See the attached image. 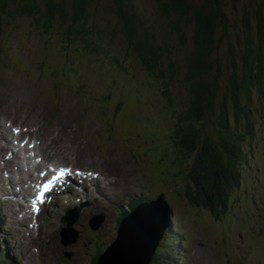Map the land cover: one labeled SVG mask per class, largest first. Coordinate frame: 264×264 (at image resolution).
I'll return each instance as SVG.
<instances>
[{
  "label": "rangeland",
  "instance_id": "374dc122",
  "mask_svg": "<svg viewBox=\"0 0 264 264\" xmlns=\"http://www.w3.org/2000/svg\"><path fill=\"white\" fill-rule=\"evenodd\" d=\"M136 4L155 10L153 0H138ZM110 5L111 0H97L92 12L96 13L95 21L101 30L95 39L100 46L120 53L116 62L111 58L115 55L108 49L109 59L100 53L73 55L70 44L64 46L53 36L37 40L26 34V24L19 27L18 23L8 28L10 38L2 49L5 57L14 61L25 59L28 64L24 72L0 70V120L14 118L15 123L32 124L42 142L40 151L49 160L77 164L75 168L86 170H89L87 165L95 166L101 173L100 178H104L98 184L103 193L96 191L97 184L92 181L86 183L85 197L87 202H93L100 196L98 202L91 204L106 207L107 217L94 233L79 228L78 241L69 246V254L62 260L66 264H96L115 241L119 220L125 210H130V201L140 197L143 201L151 200L157 191L163 190L168 193L174 210L171 234L177 235L178 239L169 237L167 240L171 243L169 249L176 247V264H264V232L260 231L264 226V100L257 118L258 136L242 165V183L232 195L229 213L219 222L204 221L185 202L176 199L180 197L177 190L181 188L166 175L167 163L172 159L169 140L174 137L177 118L187 105L186 52L175 51L172 55L178 68L173 81L145 71L120 35L116 17L106 13L105 9ZM42 63L50 65V71L65 80L76 78L86 83L95 97L109 96L111 109L118 102H124L117 119V132L106 146L102 141H107V136L100 138L98 134L102 125L99 119L95 123L82 121L70 103L56 106L51 88L40 80L44 73ZM160 160L165 163L160 165ZM30 174H35V170ZM104 199L109 200L108 205ZM161 220L157 217L155 222L159 224ZM144 221L145 217L137 222ZM25 229L28 227L23 223L20 237L30 248L37 239L34 238L36 233L28 229L26 234ZM0 232L4 236H10L12 232L9 226L3 225L1 216ZM129 233L130 229L126 235ZM134 240L147 246V239L137 240L134 235L127 247L129 256ZM198 241H202L198 244L200 249ZM183 245H187L186 250ZM18 252L13 251L20 259ZM54 252L47 247L42 257H36L28 264H48V257L54 261ZM61 253L56 250L58 257ZM181 254L185 255L184 259ZM3 255L0 251V256ZM113 259L116 257L111 256L110 260ZM12 260L14 264H20L17 259Z\"/></svg>",
  "mask_w": 264,
  "mask_h": 264
},
{
  "label": "trees",
  "instance_id": "16d2710c",
  "mask_svg": "<svg viewBox=\"0 0 264 264\" xmlns=\"http://www.w3.org/2000/svg\"><path fill=\"white\" fill-rule=\"evenodd\" d=\"M137 1L111 0L105 11L116 17L120 35L145 71L173 81L178 68L172 55L186 52L187 105L169 140L166 175L181 188L179 202L204 221L218 222L229 212L258 136L264 0H153L155 10ZM96 2L0 0V51L10 38L8 28L18 23L26 24L29 36H53L78 55L100 53L109 59L108 49L116 62L120 53L95 39L101 33L92 12Z\"/></svg>",
  "mask_w": 264,
  "mask_h": 264
},
{
  "label": "water",
  "instance_id": "95a60500",
  "mask_svg": "<svg viewBox=\"0 0 264 264\" xmlns=\"http://www.w3.org/2000/svg\"><path fill=\"white\" fill-rule=\"evenodd\" d=\"M73 55H78L77 53H71ZM165 201V202H164ZM156 203V204H155ZM165 203V204H164ZM152 205V206H151ZM166 205V206H165ZM169 209V210H168ZM141 213L144 217H146L147 219H151L150 223L148 222L147 225L150 226L151 223L155 224V229L157 234H155V236H153V240L151 241V244L149 245V251L147 252V256L145 257V259L140 263V264H148L151 261L152 255L156 249V247L158 246V243L161 239V235H160V231H159V226L158 224L155 222L154 218L160 214L170 217V215L172 214V210L170 209L169 205L167 204L166 200H165V196L161 195L160 198L151 204H147V205H143L141 206L138 210H136L134 212V215H137ZM147 214V215H146ZM129 220L130 217L125 219L123 224L120 227V235L118 237V239L122 236L124 237V234H122V230L123 229H128L129 227ZM126 224V225H125ZM136 228L134 230H131L133 232V234L140 228H143L145 223H140V222H136ZM139 226V227H138ZM132 229V228H131ZM69 230H64L63 231V236H64V242L66 244H73L77 241L78 239V235L76 234L73 238L69 237ZM144 234L147 233H141L138 236H135L137 238V240H144L146 239V236H144ZM159 236V237H158ZM118 241V240H117ZM154 243V244H153ZM122 243L117 244V242L114 244L113 250H109L100 260L99 264H123L121 262V260H119L118 258H123L126 264H129V261L132 260H136L137 258H139L141 256V254L143 253V251L145 250V247H139V248H134L133 247V251L131 253V256L128 255V251H126V247H122L120 246ZM135 244H139L134 240L133 245ZM121 247V248H120ZM117 250V251H116ZM113 254V255H112ZM115 255V256H114ZM117 257L116 259L113 260H107L109 257ZM136 256V257H135ZM105 261V262H104Z\"/></svg>",
  "mask_w": 264,
  "mask_h": 264
},
{
  "label": "bare ground",
  "instance_id": "6f19581e",
  "mask_svg": "<svg viewBox=\"0 0 264 264\" xmlns=\"http://www.w3.org/2000/svg\"><path fill=\"white\" fill-rule=\"evenodd\" d=\"M116 197V196H115ZM130 204V203H129ZM0 205H2V204H0ZM120 214V213H119ZM150 221L151 220H149V219H147V220H145L144 221V223H145V225H144V227L143 228H140V229H138L134 234H132L133 232H131V233H129L128 235H125L124 237H120L119 239H118V241H117V244H119V243H122L121 244V246L122 247H128L129 246V241H130V239H131V237H132V235H135V236H138L139 234H141V233H147V236H146V244H147V246H144V245H142V244H135L134 245V248L136 249V248H139V247H145V250L143 251V253L141 254V256L139 257V258H137L136 260H134V261H132V260H130L129 261V264H140L144 259H145V257L147 256V252L149 251L148 249H149V245L151 244V241L153 240V237L152 236H150V235H153V234H157V232H156V229H155V224L153 223H151V226H148L147 225V223L149 222L150 223ZM24 226V225H23ZM101 226V225H100ZM136 226L137 225H134L133 227H132V229L131 230H134L135 228H136ZM139 227V226H138ZM23 229V228H22ZM27 234V233H26ZM32 240H33V238H32ZM178 243V242H177ZM154 244V243H153ZM146 260V259H145Z\"/></svg>",
  "mask_w": 264,
  "mask_h": 264
}]
</instances>
